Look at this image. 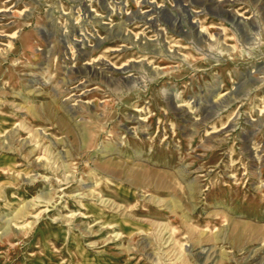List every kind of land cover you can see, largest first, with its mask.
Returning <instances> with one entry per match:
<instances>
[{"label":"rangeland","instance_id":"1","mask_svg":"<svg viewBox=\"0 0 264 264\" xmlns=\"http://www.w3.org/2000/svg\"><path fill=\"white\" fill-rule=\"evenodd\" d=\"M0 264H264V0H0Z\"/></svg>","mask_w":264,"mask_h":264},{"label":"bare ground","instance_id":"2","mask_svg":"<svg viewBox=\"0 0 264 264\" xmlns=\"http://www.w3.org/2000/svg\"><path fill=\"white\" fill-rule=\"evenodd\" d=\"M11 38H15L14 36H12Z\"/></svg>","mask_w":264,"mask_h":264}]
</instances>
